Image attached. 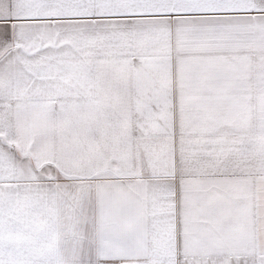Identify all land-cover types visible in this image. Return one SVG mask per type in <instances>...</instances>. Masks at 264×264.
<instances>
[{
    "label": "snow or ice",
    "instance_id": "snow-or-ice-1",
    "mask_svg": "<svg viewBox=\"0 0 264 264\" xmlns=\"http://www.w3.org/2000/svg\"><path fill=\"white\" fill-rule=\"evenodd\" d=\"M0 264H264V0H0Z\"/></svg>",
    "mask_w": 264,
    "mask_h": 264
}]
</instances>
